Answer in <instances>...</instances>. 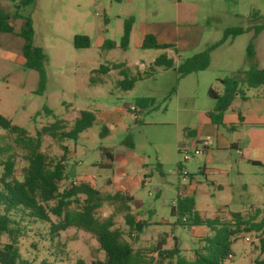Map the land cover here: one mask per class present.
I'll return each instance as SVG.
<instances>
[{
	"label": "rangeland",
	"instance_id": "obj_1",
	"mask_svg": "<svg viewBox=\"0 0 264 264\" xmlns=\"http://www.w3.org/2000/svg\"><path fill=\"white\" fill-rule=\"evenodd\" d=\"M1 5L10 15L15 13V2L1 0ZM22 14L32 19L33 43L48 57L46 90L42 96L35 94L38 75L35 73L36 77H32L33 71L27 70L18 60L23 59L24 40L14 35V63L8 69L0 49V115L35 136L43 126L56 119H73L82 111L96 114L97 122L82 133L78 141L60 143L44 137L42 151L57 161L63 156L64 147L69 150L67 179L60 183L61 191L79 179L94 183L98 190L107 188L112 194L116 188H110L108 182L123 179L132 184L133 213L150 226L137 241L131 240L122 217L115 218V228L124 233L134 250H142L148 259H157L158 254L153 249L164 235L169 236L164 249L170 250L177 244L190 260L194 258V251L203 247L200 241L209 234L206 227H175V219L170 215L179 187L188 185L191 176L195 209L205 219L220 216L224 222H231L232 214L250 216L256 209L263 208L264 171L252 168L230 148L227 153H218L212 164H207L206 152L189 161L179 153L181 149L193 151L194 146L201 148L187 132L197 129L199 114L214 110L215 101L209 90L223 95L220 80L230 77L228 71H243L251 35L239 37L231 45H222L212 53L208 70L183 79L178 78L175 68L158 69L152 77L138 82L132 91L124 92L117 87V71L102 76L106 81L103 85L91 86L90 77L101 65L119 63H125L133 74H144L163 54L177 65L221 41L223 32L229 27L248 28L262 24L264 0H35ZM255 14L260 19L252 22ZM131 18L134 19L133 36L128 51L124 52L119 44L124 22ZM11 23L18 31L24 20L12 19ZM147 34L175 48L142 49L139 44ZM77 35L88 36L90 48L76 49L74 37ZM108 41L114 42L116 48L107 49ZM260 44L264 53V34ZM261 61L264 63V57ZM262 90L250 91L251 108L261 106L264 109ZM141 98L154 99L155 103L143 111L138 110L140 114L129 112ZM44 107L53 112L52 117L44 114ZM38 113L40 116L36 117ZM104 126L109 134L101 137ZM229 129H219L225 142L240 137V132ZM0 136L4 143H13V138L5 131H0ZM125 141L132 144V148L125 145ZM104 150L113 156L111 170L102 166L106 160ZM17 155L20 167L24 154L17 150ZM158 163L162 166V175L156 171ZM179 163L189 174L186 178L183 174L179 176ZM148 174L151 177L145 178ZM136 180L147 182L144 186H135ZM111 214L112 209L105 206L97 216L107 218ZM52 220L59 221L55 217ZM48 231L47 224L28 227L19 245L23 259L31 264H77L79 261L90 264L96 258L105 260L98 243L75 228L61 234L58 242L64 247L63 254L55 256ZM262 236L256 233L241 236L232 246L233 257L225 264H256L262 260L259 244ZM8 242L7 236L0 237V247Z\"/></svg>",
	"mask_w": 264,
	"mask_h": 264
},
{
	"label": "trees",
	"instance_id": "obj_2",
	"mask_svg": "<svg viewBox=\"0 0 264 264\" xmlns=\"http://www.w3.org/2000/svg\"><path fill=\"white\" fill-rule=\"evenodd\" d=\"M11 1L16 3L13 15L4 10L0 1V32L16 34L24 40L22 47L24 67L39 74V85L35 94L42 96L47 85L45 67L48 57L43 49L36 47L33 43L35 31L32 19L22 14L26 8L34 4L35 0ZM114 1L122 2V0ZM12 19L24 20L17 33L11 24ZM259 19L260 16L255 14L252 22ZM133 25V18L124 22L123 35L119 44V48L124 52L129 49ZM263 30L264 21L260 25H251L248 28L229 27L223 32L221 41L210 45L206 50L180 61L178 65L173 59L163 54L144 74L139 72L133 74L125 63L101 65L91 72L90 85L105 84L102 76H108L112 71L119 73L121 79L117 82V87L124 92L132 91L138 82L152 77L158 69L175 68L178 78L183 79L191 74L206 71L210 67L211 55L216 49L248 32H253V37L247 46V57L248 61L253 62L254 41ZM90 46L91 41L88 36L74 37L76 49H88ZM105 47L112 50L116 48V44L108 41ZM141 47L145 50L174 49L171 44H159L156 36L152 34L144 37ZM220 82L225 87L223 95L217 94L213 89L209 90L210 97L216 103L209 117L214 125L223 128L225 127L224 114L238 96L244 95L242 86L248 89L264 87V69L252 67L248 71L238 72ZM154 103V99L141 98L136 101L134 107L144 110ZM43 111L47 117L53 116L49 108L44 107ZM39 116L40 113L36 115V117ZM96 122V114L82 111L72 125L65 120L56 119L53 123L43 126L35 136H31L26 129L0 115V131H5L13 138L12 144H6L3 136H0V237L9 238V242L0 247V264H31L22 258L19 245L28 227L38 223L49 226L48 237L49 241L54 243L52 247L55 249V256L63 254L61 249L64 247L58 242L62 233L75 228L90 235L98 243L99 249L105 253V260L96 258L90 264H225L233 257L232 246L240 240L241 236L252 233L264 236V206L262 209H256L250 216H244L241 213L232 214V221L224 222L220 216L214 219L203 218L195 209L194 195H178L170 212L171 217L175 219L174 226L188 229L206 227L209 234L200 241L203 247L194 251V258L190 260L183 255V251L177 244L170 250L164 249L169 237L164 235L153 249V252L158 254L157 259H148L142 250H134L131 243L125 240L124 233L115 228V218L122 217L131 240L137 241L145 228L149 226L133 213L131 208L133 197L124 192L103 193L85 182L76 185L73 183L71 187L61 191L60 183L67 179L69 150L64 147V154L57 161H53L47 153L42 151L44 137H50L60 143L66 140L76 142L80 135ZM234 129L231 128L232 131ZM108 133L109 130L104 126L101 137L107 136ZM125 145L132 148V144L126 141ZM17 150L24 154L20 167ZM103 154L109 161L108 168H112L113 156L108 150H104ZM181 170L182 164L179 163L177 171L181 172ZM156 171L162 175L160 164H157ZM190 179L193 180V176ZM51 203L56 204L52 206ZM105 206L112 209V214L107 218L98 217L97 213ZM52 217L59 221L53 222ZM263 236L259 238L263 259L256 261V264H264ZM77 264L84 263L79 261Z\"/></svg>",
	"mask_w": 264,
	"mask_h": 264
},
{
	"label": "crops",
	"instance_id": "obj_3",
	"mask_svg": "<svg viewBox=\"0 0 264 264\" xmlns=\"http://www.w3.org/2000/svg\"><path fill=\"white\" fill-rule=\"evenodd\" d=\"M19 30L18 31L15 30V32L17 33V32H19ZM263 34H264V30L258 35V37L255 40V43H254L255 44V57H254L253 62L248 61V58H247V62H245L243 64V71H248L252 67H256L258 69H264V63L262 61L260 62V59L262 60L264 57V53L261 50L262 45L260 44V39H261ZM14 35L17 36L16 34H8V33H1L0 32V49H2V57L4 59V66L7 69L10 68L12 66V64L14 63V51L12 50V44L14 43V40H13ZM245 35H251V38H252L253 32H248ZM132 36H133V29H132V33H131V39H132ZM145 36L146 35H144L141 39V42L139 44L140 47L142 45V42H143V39ZM17 37H19V36H17ZM240 37H242V36H240ZM131 39H130V42H131ZM236 39L231 41V42H228L226 44L231 45L232 43H234L236 41ZM158 43L159 44H168V43H160L159 41H158ZM226 44H224V45H226ZM218 49H216V50H218ZM169 50H172V49H169ZM18 60L20 61V63L24 67V65H25L24 57H23V59H18ZM178 60L179 59H177L176 62H178ZM174 62H175V60H174ZM29 71H33V72H31L32 77H36V74L38 75L37 76V85H39V74L34 70H29ZM219 72H222V71H219ZM228 72H230L228 74H230V77H232L236 74L237 71L236 72L235 71H228ZM120 79H121V77L119 76V80ZM221 85L223 86V90L225 92L224 85L222 83H221ZM37 88H38V86H37ZM262 88L264 89V87L257 88V89H248V88H246V86H242V90L244 91V95L238 96L233 101L231 108L224 114L223 122H224L226 128L223 127V129L228 130L230 128L229 130L232 131L231 128H235L232 132H236V133L240 132V134H239L240 137H237V139H231L230 141H226V142H225V140H223L224 137L221 136V134L219 132V129H221V128H218L216 125H214L212 123L210 117H209V113L212 111H210L208 113L199 114L197 129L196 130L194 129L192 131H188L187 135H188V137L194 138L195 142L197 144L201 145V148L194 146L195 147L194 150L195 149H202L203 153H205V152L207 153V157H206L207 164H212L214 158L218 155V153H227V152H229V148H230L231 151H234L237 155H239L241 157V159H243L249 165H251L252 168L264 171V112L262 111L264 109L261 106H259L258 108H251L249 106V101H250L249 95H251L250 91L251 90H258V89H262ZM262 91H264V90H262ZM238 99H240V101ZM215 105H216V103H215ZM67 107L70 108L71 105H68ZM131 108H135V107H131ZM131 108L128 111L132 113ZM138 110L140 111V109H136V112H138L140 114V112ZM79 117H80V114L77 117H74L73 119L72 118L70 119L69 117H67L66 119H61V120H65L68 123H70V125H72V123ZM139 117H140V115H139ZM139 117H137V118H139ZM220 138L223 140L224 143L220 142L221 141ZM103 156H104V154H103ZM108 164H109V161L106 159L102 163V166L105 167L106 169L111 170L113 168L114 161H113L112 168H108V166H107ZM158 164H160V163H158ZM184 172H186L188 174V172L186 170H184ZM181 174H183V170H181V172H179V176H181ZM147 176H151V174L146 175L145 178H148ZM193 180H191V182H189L188 185H186V186L184 185V186L179 187L178 195H180V196L194 195V193H193V191H194ZM77 181L79 182V184L82 182H85V183L92 185L95 188L97 187V185H95L94 183H92L90 181H85L83 179H79ZM77 181H74V182L76 183ZM146 182H147L146 180H143V181L136 180L134 185L135 186L136 185L144 186L146 184ZM107 185L110 188H111V186L113 188L115 186V188H116L115 193L124 192V193H127L131 196L130 190L132 188V184L126 182L123 179H117L115 182L110 181L107 183ZM100 191L103 193L112 194V193H110V190L107 188L105 190L100 189ZM181 192H182V194H180ZM138 219L141 220L140 217H138ZM167 224H169V223H167ZM149 226H150V224H149Z\"/></svg>",
	"mask_w": 264,
	"mask_h": 264
},
{
	"label": "built area",
	"instance_id": "obj_4",
	"mask_svg": "<svg viewBox=\"0 0 264 264\" xmlns=\"http://www.w3.org/2000/svg\"><path fill=\"white\" fill-rule=\"evenodd\" d=\"M131 111L136 112V109L131 108ZM179 153L182 154L185 161H189L193 156H201L203 154V150L202 149H195V150L191 151L188 149H181V150H179ZM183 176H184V178H186V176H187V173L184 171H183ZM74 184L76 185L75 182H74ZM180 194H182V192Z\"/></svg>",
	"mask_w": 264,
	"mask_h": 264
}]
</instances>
